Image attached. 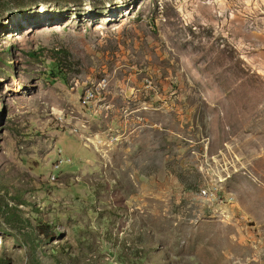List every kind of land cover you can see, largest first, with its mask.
<instances>
[{"label":"rangeland","instance_id":"374dc122","mask_svg":"<svg viewBox=\"0 0 264 264\" xmlns=\"http://www.w3.org/2000/svg\"><path fill=\"white\" fill-rule=\"evenodd\" d=\"M0 264H264V0H0Z\"/></svg>","mask_w":264,"mask_h":264},{"label":"trees","instance_id":"16d2710c","mask_svg":"<svg viewBox=\"0 0 264 264\" xmlns=\"http://www.w3.org/2000/svg\"><path fill=\"white\" fill-rule=\"evenodd\" d=\"M28 56L29 57H33V56H35L36 54H35V51H32V50H30V51H28ZM50 73L51 74H53L52 76H59L60 75V69H59V66L56 64H52L51 66H50Z\"/></svg>","mask_w":264,"mask_h":264},{"label":"built area","instance_id":"2783aa9c","mask_svg":"<svg viewBox=\"0 0 264 264\" xmlns=\"http://www.w3.org/2000/svg\"><path fill=\"white\" fill-rule=\"evenodd\" d=\"M89 98H90V92L87 94L86 98L83 99V103H85L86 107H87V99H89ZM207 192H209V191L206 190L205 188H202V189H200V191H199V195L201 196V194H207ZM214 197H215L217 200L220 199V197H218V196L216 195V193H214Z\"/></svg>","mask_w":264,"mask_h":264}]
</instances>
